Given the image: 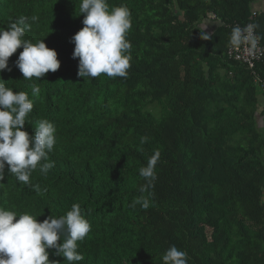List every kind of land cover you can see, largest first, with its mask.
Wrapping results in <instances>:
<instances>
[{
  "label": "trees",
  "instance_id": "obj_1",
  "mask_svg": "<svg viewBox=\"0 0 264 264\" xmlns=\"http://www.w3.org/2000/svg\"><path fill=\"white\" fill-rule=\"evenodd\" d=\"M80 2L0 0V28L28 17L24 38L44 39L60 61L40 80L23 79L21 47L0 72L33 100L22 130L34 134L41 119L57 129L41 161L54 167L44 174L38 165L24 184L6 165L0 206L42 222L80 204L92 229L75 264H163L173 245L188 264H264V54L252 70L227 56L236 25H258L264 52V11L253 10L264 0H107L132 14L126 78L78 76L71 38L83 27ZM206 23L211 40L199 38ZM157 149L154 186L141 193L139 169ZM141 195L147 209L131 206Z\"/></svg>",
  "mask_w": 264,
  "mask_h": 264
},
{
  "label": "clouds",
  "instance_id": "obj_2",
  "mask_svg": "<svg viewBox=\"0 0 264 264\" xmlns=\"http://www.w3.org/2000/svg\"><path fill=\"white\" fill-rule=\"evenodd\" d=\"M79 12L84 16L83 27L71 38L75 44L73 58H79L78 76L95 78L106 74L108 77L126 78L132 60V44L127 39L132 27L130 9L123 4L110 8L107 0H81ZM28 21V17L20 16L7 29L0 28V72L11 70L9 58L22 47L16 67L23 79L35 77L40 80L49 71L56 72L60 61L57 52L47 47L44 39L33 43L24 38L26 31L31 29ZM206 27L207 24L199 28V38L211 40L213 34L206 33ZM255 27L258 25L234 26L230 44L239 48L248 42ZM252 43L255 45V40ZM39 92L38 85L31 86L33 96ZM33 107L28 92H14L0 78V181L5 178L6 165L8 173L24 184L30 183L31 173L38 165L44 174L54 167V162L41 164V161H48V155L56 144L54 124L41 119L34 127V134L22 130L29 123L27 117ZM146 141L147 137L141 138L142 144ZM160 157V151L154 150L146 166L139 169V175L145 180V184L140 186L141 193L154 186ZM33 187L36 192L40 191L39 185ZM137 204L147 209L149 199L141 195L133 200L131 206ZM91 229L92 225L78 203H74L66 214L49 215L42 222L27 212L18 213L0 206V264H60L49 259V249H54V254L69 264H75L84 259L78 251V242L83 241ZM163 264H188L187 253L173 245L164 253Z\"/></svg>",
  "mask_w": 264,
  "mask_h": 264
},
{
  "label": "built area",
  "instance_id": "obj_3",
  "mask_svg": "<svg viewBox=\"0 0 264 264\" xmlns=\"http://www.w3.org/2000/svg\"><path fill=\"white\" fill-rule=\"evenodd\" d=\"M252 40H255L253 32L252 39L248 42L242 44L239 48L232 46L227 51L228 58H231L233 62L246 66L249 70H252L255 62L260 61L264 54L262 48L256 46V43L253 45Z\"/></svg>",
  "mask_w": 264,
  "mask_h": 264
},
{
  "label": "crops",
  "instance_id": "obj_4",
  "mask_svg": "<svg viewBox=\"0 0 264 264\" xmlns=\"http://www.w3.org/2000/svg\"><path fill=\"white\" fill-rule=\"evenodd\" d=\"M254 11H264V3H258L253 7ZM207 27L206 28H210L213 26V24L210 23H206ZM205 25V24H204Z\"/></svg>",
  "mask_w": 264,
  "mask_h": 264
}]
</instances>
